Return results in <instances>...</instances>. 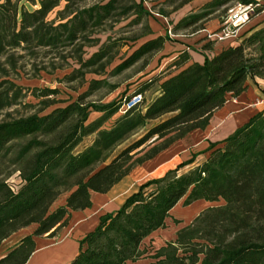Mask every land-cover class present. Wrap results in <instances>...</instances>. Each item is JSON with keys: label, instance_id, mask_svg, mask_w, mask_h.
Instances as JSON below:
<instances>
[{"label": "trees", "instance_id": "obj_1", "mask_svg": "<svg viewBox=\"0 0 264 264\" xmlns=\"http://www.w3.org/2000/svg\"><path fill=\"white\" fill-rule=\"evenodd\" d=\"M231 2L256 3L211 0L203 12L183 17L174 29L195 25L221 7L225 13ZM262 11L259 6L251 19ZM148 15L141 0H0V247L31 229L7 248L0 264H25L35 249L34 237L55 236L72 211L91 207V192L109 191L136 166L204 130L228 96L246 90L249 77L264 78L261 18L201 62L191 61L186 50L178 53L136 86L140 100L109 127L105 122L126 102L85 100L104 85L103 79L89 80L88 89L72 101L56 99L58 88L27 89L39 100L22 101L27 90L16 79L27 64L33 76L71 68L64 80L79 81V86L87 74H106L117 58L121 61L111 75L140 60L144 69L164 49L167 35L143 41L128 55L121 51L152 34L147 20L141 21ZM127 19L117 30L139 24V34L120 36L115 30ZM89 48L95 49L88 53ZM156 84L157 94L142 108L144 93ZM92 112L102 114L89 120ZM152 121L156 123L115 153ZM89 136L90 144L76 150ZM199 155L203 158L196 159ZM15 173L21 180L17 188L8 182ZM197 200L223 203L206 207L176 230L146 264H264V109L206 150L140 183L118 209L99 217L79 240L69 264L136 261L144 254L145 239L166 228L171 210L179 202Z\"/></svg>", "mask_w": 264, "mask_h": 264}, {"label": "rangeland", "instance_id": "obj_2", "mask_svg": "<svg viewBox=\"0 0 264 264\" xmlns=\"http://www.w3.org/2000/svg\"><path fill=\"white\" fill-rule=\"evenodd\" d=\"M139 1V0H137ZM145 9L149 12V15L144 17L141 21L147 20L149 26L152 29V34L144 38L137 40L135 43H128L122 48V53L125 51L128 54L135 49L143 41L156 37L158 35H167L168 40L164 45V49L159 53L155 54L151 59L150 63L143 69L142 61H138L133 66L129 67L117 73L111 75L110 70L114 68L121 60L117 58L111 66L107 69V73L104 75L87 74L85 76L87 82L82 86H79V81H73L71 83L64 80V75L69 73L71 68L56 70L52 73L41 71L39 75L33 76L30 66L24 65L23 70L20 72V76L17 77V84L23 86L26 91L31 88H58L59 92L55 96L56 99H65L68 101L75 100L80 94H83L88 89V81L91 79H103L106 82L98 89L89 93L85 98L86 101L95 102L98 104L106 103H123L120 106L117 113H115L109 120L104 124L105 127H109L113 124L116 118L122 115L124 108L128 104H135L138 100V95H135L134 91L136 86L149 79L151 76L163 70L171 60L178 55L181 51H189L194 54L211 55L218 51L221 47L227 45L232 41L240 32L242 27L228 26L226 18L230 14V10L237 4L231 2L227 5V11L222 12L221 7L219 10L206 16L201 22L174 29L176 23H178L183 17L191 14L201 13L205 9L204 7L211 0H141ZM255 11L259 6H264V0H255ZM28 8H33L30 4H27ZM227 15V16H226ZM253 18H264V11ZM252 18V19H253ZM250 19V21L252 20ZM130 19L122 21L119 25L115 26V30L126 24ZM143 24V22H141ZM247 24V23H246ZM201 26V27H200ZM204 26V27H203ZM225 28L223 29V27ZM142 25L133 24L126 27L121 31L120 36H133V34H139L141 32ZM210 46V47H209ZM208 47V48H207ZM95 48H89L88 53H91ZM142 68V69H141ZM158 92V84L144 93V103L142 108L150 102ZM27 95L22 101L24 103L31 102L37 103L39 99L33 97L26 91ZM63 104V103H60ZM18 109L23 111L24 109L19 106ZM12 110V109H9ZM101 112H92L89 120L97 118L101 115ZM2 114L0 115V118ZM156 121L148 122V124L134 134L128 141L120 145L115 153L121 148L126 146L129 142L139 137L146 129L151 127ZM197 132V131H196ZM92 136L86 137L76 148L81 150L88 144H90ZM204 141L203 132L198 131L197 133H191L184 138L174 142L168 148L161 151L151 160L144 162L143 164L133 168L124 179L118 183L112 190L111 197L106 202L105 208L101 207V210L115 209L119 203L134 192L140 183L153 177H158L164 174L166 171L175 168L182 161L190 158L195 153H198L202 148ZM202 159V155L196 156ZM186 167H182L179 171L186 170ZM8 182L17 188L21 180L17 173L13 174ZM223 201L219 200L216 202H207L204 200L195 201L189 205H183L179 202L174 209L171 211V217L167 221V226L164 229L154 232L150 237L145 239L142 249L144 254L141 256L139 261L136 263L129 262L127 264H142L151 260L150 256L165 244L167 240L174 238L176 230L182 226L188 224L200 211L208 206H215L222 204ZM31 229H24L15 235H12L2 247L0 253L4 252L12 242H14L19 236L24 233L30 232Z\"/></svg>", "mask_w": 264, "mask_h": 264}, {"label": "crops", "instance_id": "obj_3", "mask_svg": "<svg viewBox=\"0 0 264 264\" xmlns=\"http://www.w3.org/2000/svg\"><path fill=\"white\" fill-rule=\"evenodd\" d=\"M259 20H261V18H253L242 27L238 35L255 25ZM233 40L223 47L233 44ZM187 52L191 55V61L201 62L203 60V54H194L189 51ZM262 109H264V78L249 77L247 79L246 90L238 96H228L225 104L220 109L215 111L208 126L204 130H195L191 132H203L204 141L199 152L206 150L210 142L219 141L225 138L229 133L247 122L251 116ZM188 159L189 158L186 160ZM123 179H121L118 183H120ZM117 184L105 193L91 192V207L72 211L68 223L64 227L60 228L55 236L48 237L47 235H43L34 237L35 249L25 264H69L79 250V240L97 226L99 217L104 213L113 212L118 209L127 198L123 199L113 210H101V207L105 208L106 202L109 197H111L112 190ZM25 234L26 233L19 236L8 247L16 243ZM8 239L3 241L2 245ZM4 250V252L0 253V257L6 253L7 249ZM137 261H139V259L136 261H127L125 264L129 262L136 263ZM148 262L142 264H146Z\"/></svg>", "mask_w": 264, "mask_h": 264}, {"label": "built area", "instance_id": "obj_4", "mask_svg": "<svg viewBox=\"0 0 264 264\" xmlns=\"http://www.w3.org/2000/svg\"><path fill=\"white\" fill-rule=\"evenodd\" d=\"M255 4L253 3H237L231 10L230 14L226 18L228 26L241 27L248 23L251 19L252 14L255 12ZM225 26L223 27V29ZM226 29V28H225ZM138 100L140 96L138 95ZM136 104V103H135ZM134 104H128L126 108L133 106ZM124 108V109H126Z\"/></svg>", "mask_w": 264, "mask_h": 264}]
</instances>
